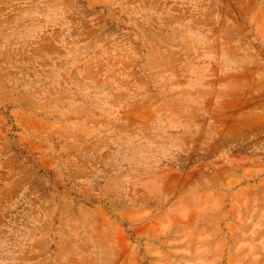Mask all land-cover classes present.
<instances>
[{
	"label": "rangeland",
	"instance_id": "1",
	"mask_svg": "<svg viewBox=\"0 0 264 264\" xmlns=\"http://www.w3.org/2000/svg\"><path fill=\"white\" fill-rule=\"evenodd\" d=\"M0 264H264V0H0Z\"/></svg>",
	"mask_w": 264,
	"mask_h": 264
}]
</instances>
